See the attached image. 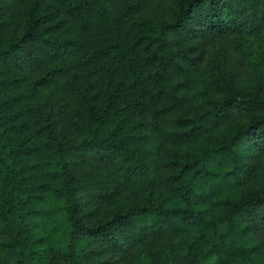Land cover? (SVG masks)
I'll return each instance as SVG.
<instances>
[{
  "label": "trees",
  "instance_id": "obj_1",
  "mask_svg": "<svg viewBox=\"0 0 264 264\" xmlns=\"http://www.w3.org/2000/svg\"><path fill=\"white\" fill-rule=\"evenodd\" d=\"M0 264H264V0H0Z\"/></svg>",
  "mask_w": 264,
  "mask_h": 264
}]
</instances>
